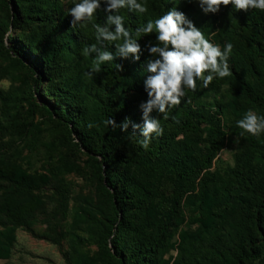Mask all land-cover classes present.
<instances>
[{
	"label": "trees",
	"instance_id": "trees-1",
	"mask_svg": "<svg viewBox=\"0 0 264 264\" xmlns=\"http://www.w3.org/2000/svg\"><path fill=\"white\" fill-rule=\"evenodd\" d=\"M141 2L145 13L120 10L141 45L140 60L134 61L131 53L121 57L122 37L96 40L94 25L115 30L114 24L106 25L102 10L91 21L70 25L72 0H0V53L31 79L22 112H14L18 104L0 94V136L22 133L23 123L42 110L57 122L74 152L87 157L96 198H85L70 210L57 194L59 208L51 214L43 210L49 230L59 211L88 228L97 243L95 254L74 244L77 257L66 254L69 264H264V130L255 135L246 131L247 145L235 156L225 183L218 182L212 169L236 121L246 114L243 108L264 116V10L222 5L206 16L181 0L178 8L221 52L232 45L225 57L231 76L219 77L208 69L202 73L213 76L207 86L202 77H194L195 90L182 83L185 95L167 117L157 108L149 114L163 131L149 134L145 148L140 128L132 125H143L139 105L147 99L145 45L157 41L137 30L175 5L173 0ZM102 51L111 52L113 60L97 70L94 64ZM43 86L56 104L44 97ZM48 150L42 174H31L0 150V186L6 188L0 197L1 222L26 225L43 208L39 193L52 177L83 173L79 165L53 154L55 149ZM61 183L65 188L57 193L69 194L71 185ZM186 197L192 202L189 210ZM44 237L49 239L50 233ZM173 249L180 254L171 263Z\"/></svg>",
	"mask_w": 264,
	"mask_h": 264
},
{
	"label": "rangeland",
	"instance_id": "rangeland-1",
	"mask_svg": "<svg viewBox=\"0 0 264 264\" xmlns=\"http://www.w3.org/2000/svg\"><path fill=\"white\" fill-rule=\"evenodd\" d=\"M70 1V0H64ZM190 2L195 11H199L195 0H185ZM4 18L2 7L0 6V20ZM19 30L14 33L15 35ZM93 68V67H90ZM93 71V69H91ZM91 73V72H89ZM31 79L28 77L24 68L19 67L5 53H0V94L8 96L12 104L17 103L19 107L14 112L26 110L27 103L25 94L28 91ZM46 88L43 86L42 90ZM45 93V94H44ZM44 97L49 102L56 104L57 100L52 99L51 95L44 92ZM59 98V97H58ZM226 102L231 100V95L226 96ZM42 102V97L39 98ZM245 106V105H244ZM245 113L253 109H245ZM23 132L0 136V150L7 157L9 156L15 163L31 174H42L45 170L42 167L44 161L48 160L50 154L48 147L55 149L53 154L65 158L69 164H77L83 173L65 172L57 178L52 177L49 184L45 185L39 193L44 199L43 208L27 219L26 225L13 224L4 219L0 221V264H69L66 254L75 259L73 253L76 249L74 244L78 245L80 251L95 254L97 252V243L95 239L90 238L88 228L76 225L74 217L58 211L59 216L55 219L53 228L49 230L44 209L51 214L57 206L56 198L58 195L70 210H75L85 198H96L94 190V181L88 177L86 172L87 157L82 153H75L71 144L63 140L61 131L55 120L42 111L37 110L24 123ZM232 131V130H231ZM230 133L227 146L217 155L212 169L216 173L218 182L225 183L228 178L230 166L233 164L235 156L239 154L247 145L246 131L236 125ZM66 141V142H65ZM62 182L67 181L70 193L64 191L60 194L59 190L65 188ZM59 189V190H58ZM6 188L1 184L0 197L3 196ZM58 194V195H57ZM191 200L184 199L185 209L191 207ZM50 233V238L44 237V234ZM82 235L78 239L75 236ZM178 249L171 250L168 259L172 261L179 255Z\"/></svg>",
	"mask_w": 264,
	"mask_h": 264
},
{
	"label": "clouds",
	"instance_id": "clouds-1",
	"mask_svg": "<svg viewBox=\"0 0 264 264\" xmlns=\"http://www.w3.org/2000/svg\"><path fill=\"white\" fill-rule=\"evenodd\" d=\"M181 0H173L172 6L154 20H148L145 26L137 31L154 35L156 44H146L148 56L144 66L143 88L147 99L142 101L139 108L142 110V127L133 124L132 127L140 128L145 140L141 141L143 147H148L149 134L159 135L163 129L157 119L150 118L149 114L157 108L165 117L168 110L180 104V98L185 95L181 90L182 83L191 90H195L194 77H202L205 70L211 69L219 77H229L231 73L225 62L227 53L232 45L227 44L225 51L211 43L203 32L188 18L186 13L178 8ZM200 11L204 15L216 14L220 7L231 5L236 10L259 9L264 10V0H195ZM126 9L129 13H145L146 7L141 0H72V6L68 9L71 16L70 25L76 22L91 21L98 10L106 13V25L114 24L115 30L109 31L107 26L94 25L95 38L97 41H118L121 37L123 43L118 45L119 53L124 59L131 53L134 61L140 60L141 45L132 37L127 30L124 17L120 10ZM117 45H115L116 47ZM92 51L96 45L90 46ZM158 54V58L156 57ZM87 55V50L85 51ZM219 59V63L217 58ZM113 54L109 51L99 53L94 67L98 70L99 64L104 61H112ZM204 85L213 79L212 75L202 77ZM108 124H114L108 120ZM238 127L253 135L264 130V116H258L249 110L242 119L236 121ZM128 127L125 122L122 131Z\"/></svg>",
	"mask_w": 264,
	"mask_h": 264
}]
</instances>
